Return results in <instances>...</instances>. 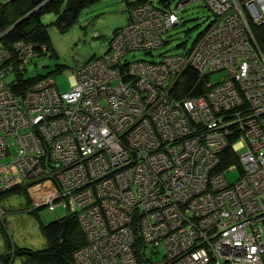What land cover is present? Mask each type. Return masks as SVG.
<instances>
[{
  "label": "built area",
  "instance_id": "built-area-1",
  "mask_svg": "<svg viewBox=\"0 0 264 264\" xmlns=\"http://www.w3.org/2000/svg\"><path fill=\"white\" fill-rule=\"evenodd\" d=\"M203 1L215 18L185 54L123 59L177 22L137 4L63 92L52 79L15 92L13 67L35 52H7L0 32V190L46 180L48 209L65 204L85 236L72 264H264V0ZM188 67L205 88L175 97ZM227 150L237 163L220 169Z\"/></svg>",
  "mask_w": 264,
  "mask_h": 264
},
{
  "label": "rangeland",
  "instance_id": "rangeland-1",
  "mask_svg": "<svg viewBox=\"0 0 264 264\" xmlns=\"http://www.w3.org/2000/svg\"><path fill=\"white\" fill-rule=\"evenodd\" d=\"M130 1L132 0H98L83 8L77 20L66 31H60L52 23V20L55 19L53 13L43 15L42 21L47 24L50 44L49 47H43L41 54L34 56L27 62L25 70L22 71L23 76L28 78L36 75H50L55 78L60 90L68 89L76 69L92 57L101 55L107 48L113 31L129 22L130 7L134 8L137 3ZM152 1L157 4L160 2V0ZM169 1L174 5L179 0ZM181 5L183 4L181 3ZM29 13L27 12V14ZM27 14L20 19H23ZM179 16L181 23L168 31L166 36H168L169 41L165 46L153 50L152 55L139 49L133 50L128 52L125 58L128 60H158L160 58L159 53L184 51L191 47L196 38L200 37V33L213 21V14L200 0L187 3L180 10ZM7 30L5 31L7 32ZM5 31L3 30V32ZM5 47L7 52L14 54V49H12L14 47L11 44L5 45ZM23 62L25 60L18 59L17 66ZM58 65H63V69L56 70ZM224 75L225 71L214 72L210 75V80L215 84ZM203 88L205 86L202 87V90ZM11 158L8 156L3 161L7 162ZM238 173L237 168H232L227 172L226 177L232 182L237 178ZM15 186L11 187L12 190L5 191V194L2 193L3 196L0 201L5 206V212L0 216V255L6 254L7 257H11L10 264H24L23 256L14 255L8 251L7 239L10 240L9 244L11 243L16 247L33 250L45 248L48 245V240L41 229L42 224L62 217L66 210L62 206L56 207L54 211L48 209L45 199L50 196L49 190H52L46 180L33 183L29 181L24 185L21 181ZM65 199L57 197L53 202H61ZM67 216H69L68 213L65 218ZM158 250H163L162 244L158 246ZM262 259L264 261V253ZM0 264H2V259H0Z\"/></svg>",
  "mask_w": 264,
  "mask_h": 264
},
{
  "label": "trees",
  "instance_id": "trees-1",
  "mask_svg": "<svg viewBox=\"0 0 264 264\" xmlns=\"http://www.w3.org/2000/svg\"><path fill=\"white\" fill-rule=\"evenodd\" d=\"M97 1L98 0H9L6 3H1L0 32L3 30L5 31L7 30V28L11 27L2 37V42L5 45H9V44L12 45L14 42L17 41H22L27 44H32L33 50L35 52L34 56H37L43 52V47L45 46L49 47L50 44V35L48 32L47 24L43 23L42 21L43 15L47 13H53L55 15V19L52 20V23L55 24L60 31H66L77 20L78 15L83 8L92 5ZM185 1L186 0H179L174 5H172L169 0H160L159 4L155 3L152 0H132L130 2H137L136 5L142 3H150L151 5L155 6L157 9H161L163 11H175L177 13V22L172 26L174 27L177 24L181 23V18L179 16L180 10L183 7H185L187 3L196 0H192L189 2H185ZM200 1H202L203 5L211 12V14H213V19H214L215 14L213 13V11L203 0ZM181 3L183 5H181ZM130 8L132 10L133 7ZM27 12L30 13L27 14ZM25 14H27L26 17H24L17 24H15V22H17V20H19ZM123 27L117 28L113 31L108 46L102 54L106 53L109 50V45L111 41L122 30ZM168 31L164 33L163 44L159 47H163L168 43L169 38L168 36H166L168 34ZM259 40L264 50V34L262 32H260ZM159 47L148 50H143V49H139V50L144 51L146 54L152 55V51L158 49ZM130 51H133V49L129 50L128 52ZM186 51L187 49L180 52L166 51L163 53H159L158 55H160L161 58L164 55V53L167 52L170 54L176 53L182 55L185 54ZM128 52H126V54ZM126 54L124 55L123 59L128 60L125 58ZM34 56L28 57V61ZM99 56L92 57V59L86 61L84 64L94 60L95 58H98ZM160 58L158 60H160ZM134 60L155 61L154 59H132L129 61H134ZM26 64L27 63H25L24 67H22L21 69L18 67H13V71L15 73L14 75H12V78L10 77V79H12L11 87L15 92H18L20 94L23 93L34 82L40 79L54 80V84L59 92H63L70 89L71 86L68 89L60 90L55 78L50 75H36L33 77L26 78L25 76H23V72H22L23 70H25ZM80 67H78L77 69H79ZM60 69H63V65L62 66L58 65L56 67V70H60ZM203 80H206V77L205 79L202 78L198 73V71H196V69L192 67H188L182 73V76L179 78L178 82L174 86L173 95L175 97H179L187 93H198L202 90V87L204 86ZM225 154L227 158L223 160L222 167H220V169L224 168L227 164L237 163L234 157L232 158V156H230L229 150L225 151ZM7 190H12V188H9ZM4 192L0 193V200L2 199L3 196L2 193ZM1 205L5 210L4 203ZM58 206L64 207V209L66 210L65 215L56 218L47 224H42L41 226V229L43 233L46 235L48 240V245L45 248L33 250L30 248L16 247L13 246L11 243L9 244L10 240L7 239L8 251H11L14 255L23 256L24 264H72L71 261L72 253L75 249L85 244V236L78 224L76 214L70 211L69 208L67 210L65 204H61ZM67 213L69 214V221L67 222L64 236H61L62 233L61 220L65 218ZM0 259H2V264H10L9 262L12 261V258L7 257L6 254L0 255Z\"/></svg>",
  "mask_w": 264,
  "mask_h": 264
},
{
  "label": "water",
  "instance_id": "water-1",
  "mask_svg": "<svg viewBox=\"0 0 264 264\" xmlns=\"http://www.w3.org/2000/svg\"><path fill=\"white\" fill-rule=\"evenodd\" d=\"M20 20H18L17 22H15V24H17ZM68 221H69V216H67L64 220H61V225H62V233H61V236H64L65 228H66V225H67V222Z\"/></svg>",
  "mask_w": 264,
  "mask_h": 264
},
{
  "label": "crops",
  "instance_id": "crops-1",
  "mask_svg": "<svg viewBox=\"0 0 264 264\" xmlns=\"http://www.w3.org/2000/svg\"><path fill=\"white\" fill-rule=\"evenodd\" d=\"M8 1H9V0H7V1H6V0H0V4H1V3H6V2H8Z\"/></svg>",
  "mask_w": 264,
  "mask_h": 264
},
{
  "label": "bare ground",
  "instance_id": "bare-ground-1",
  "mask_svg": "<svg viewBox=\"0 0 264 264\" xmlns=\"http://www.w3.org/2000/svg\"><path fill=\"white\" fill-rule=\"evenodd\" d=\"M17 93H18V92H17ZM0 191H1V192H4V190H0ZM1 192H0V193H1Z\"/></svg>",
  "mask_w": 264,
  "mask_h": 264
}]
</instances>
